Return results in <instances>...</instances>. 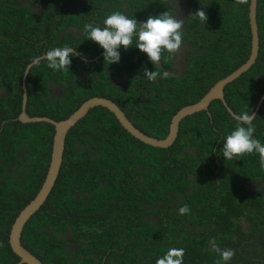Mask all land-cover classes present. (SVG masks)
Returning a JSON list of instances; mask_svg holds the SVG:
<instances>
[{"label":"trees","instance_id":"16d2710c","mask_svg":"<svg viewBox=\"0 0 264 264\" xmlns=\"http://www.w3.org/2000/svg\"><path fill=\"white\" fill-rule=\"evenodd\" d=\"M250 1L0 0V264L20 260L10 231L39 192L52 158L54 125L19 119L32 58L65 46L81 54L71 57L69 71L50 69L43 59L30 69L31 116L65 119L89 98L104 96L143 132L164 138L180 108L249 58ZM182 5L188 62L167 79L144 76L145 68L161 76L171 69L174 56L167 52L156 69L135 45L121 47L120 61L109 65L105 50L83 32L117 11L146 22ZM201 9L205 25L192 17ZM257 19V61L225 88L237 114L254 113L264 95V0H258ZM255 117L254 136L264 144V100ZM236 124L215 99L208 110L183 118L176 141L165 148L133 136L108 108H92L68 133L57 182L27 222L23 245L45 264H156L171 248L185 250L183 264H217L215 242L235 250L228 264H264V168L255 152L223 157L224 138ZM247 181L256 182L252 193ZM184 205L190 212L180 215Z\"/></svg>","mask_w":264,"mask_h":264},{"label":"clouds","instance_id":"9594fccd","mask_svg":"<svg viewBox=\"0 0 264 264\" xmlns=\"http://www.w3.org/2000/svg\"><path fill=\"white\" fill-rule=\"evenodd\" d=\"M238 4H247L249 0H235ZM192 17L199 18L204 25L208 21L206 12L201 9ZM184 20L179 19L170 9L158 16L149 15L146 22H139L135 18H129L126 14L117 11L109 15L103 21V26L95 23H88L84 26L83 32L88 39L98 43L104 50L105 63L111 65L118 63L121 59L119 49L125 50L135 45L140 51L147 54L155 68L161 66L163 54L174 56L183 45ZM73 47H55L48 50L43 57H33L31 68L40 64L41 60L47 61V66L55 71H69L72 63L71 57L79 56ZM27 74V72L25 73ZM144 76L151 82L158 78L167 79L170 73L165 70L161 76L158 71L144 69ZM233 118L237 124L234 130L224 138L223 157L231 161L234 158L246 154L258 153L259 163L264 168V144L254 133L256 127L253 123V113L242 112L234 114ZM190 212L187 205L179 208L180 215ZM215 251L220 260L217 264H228L235 256L234 249H221L213 242ZM185 250L183 248H171L166 254L156 260V264H183Z\"/></svg>","mask_w":264,"mask_h":264},{"label":"water","instance_id":"95a60500","mask_svg":"<svg viewBox=\"0 0 264 264\" xmlns=\"http://www.w3.org/2000/svg\"><path fill=\"white\" fill-rule=\"evenodd\" d=\"M257 6L258 0L250 1L249 17L252 32V47L249 58L229 75L219 79L200 100L180 108L173 115L170 123L169 133L164 138L154 137L143 132L129 119L126 112L117 104V102H115L111 98L104 96H94L92 98H89L88 100L83 102L77 110H75L71 115H69L65 119L56 120L49 116H31L27 112L28 91L26 82L27 75L31 69L30 64L32 62L28 64L25 71V73L27 72V74H25L23 77L24 94L22 111L19 115V119L23 122H48L54 125L55 135L53 141L51 163L45 181L37 195L20 211L10 231V246L12 250L20 257L18 264H45L39 257H37L33 252H31L27 247L23 245L22 233L27 222L44 205L57 182L64 160L66 138L68 133L80 119L86 116V114L92 108L96 106H103L108 108L116 115L121 125L133 136L147 144L165 148L172 146L176 141L179 134L180 123L183 118L203 110H208L211 102L215 99H220L233 116L234 114H237L226 101L225 88L229 83H231L232 81L240 77L243 73L248 71L257 61L260 49V34L257 19ZM104 52H102L101 55L104 54ZM44 55L40 57H43ZM97 57L98 56L91 58L90 60H94ZM263 100L264 95L260 99L256 107V111L253 113L254 115L259 110V107L261 106Z\"/></svg>","mask_w":264,"mask_h":264},{"label":"flooded vegetation","instance_id":"af4514ba","mask_svg":"<svg viewBox=\"0 0 264 264\" xmlns=\"http://www.w3.org/2000/svg\"><path fill=\"white\" fill-rule=\"evenodd\" d=\"M80 2L82 0H79ZM38 7L39 5L37 4H33L32 5V8L34 10H38ZM124 7L126 8V5L124 4ZM179 19H183L184 20V29L186 30L187 28V16H186V9L185 7L182 5V6H177L175 8H173V11H172ZM191 47V44L186 41V40H183V45L181 47V49L174 55L173 57V60H174V63L171 67V69H169V73H180L182 72L183 70L186 69V66H187V57H188V52L187 50L190 49ZM75 51V50H74ZM123 77L125 78V75H123ZM247 186H248V189L250 191V193H252L251 189H252V186H254L256 184V182L254 181H247Z\"/></svg>","mask_w":264,"mask_h":264}]
</instances>
